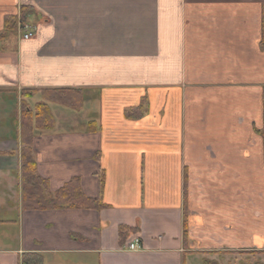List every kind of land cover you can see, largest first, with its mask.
<instances>
[{
  "label": "crops",
  "instance_id": "crops-1",
  "mask_svg": "<svg viewBox=\"0 0 264 264\" xmlns=\"http://www.w3.org/2000/svg\"><path fill=\"white\" fill-rule=\"evenodd\" d=\"M22 102L52 116L48 196L76 182L99 209L22 201ZM257 218L264 0H0V264H264Z\"/></svg>",
  "mask_w": 264,
  "mask_h": 264
},
{
  "label": "trees",
  "instance_id": "trees-1",
  "mask_svg": "<svg viewBox=\"0 0 264 264\" xmlns=\"http://www.w3.org/2000/svg\"><path fill=\"white\" fill-rule=\"evenodd\" d=\"M23 15L21 8L20 17L23 18ZM10 24L16 27L15 23ZM20 115L21 144L27 149L21 156L22 201L28 206L32 205L33 209H99V202L86 198L76 182H69L53 196H48V183L36 174L35 163L31 159V141L33 130L50 126L52 116L44 103L30 108L25 102L20 106Z\"/></svg>",
  "mask_w": 264,
  "mask_h": 264
},
{
  "label": "rangeland",
  "instance_id": "rangeland-1",
  "mask_svg": "<svg viewBox=\"0 0 264 264\" xmlns=\"http://www.w3.org/2000/svg\"><path fill=\"white\" fill-rule=\"evenodd\" d=\"M23 23L21 24H17V31L19 32V34L21 35L20 31H19V27L20 25H22ZM12 30V29H11ZM22 37V36H21ZM71 124L65 122V121H62L60 120L58 122V128L61 129V130H67L69 129ZM22 146V144H21ZM24 150H27L26 147H21V156L22 154L24 153ZM31 159L34 161L33 159V155H32V151H31ZM35 163V162H34ZM241 226L242 227H248L250 224L253 225V226H260V227H264V218L263 219H259L257 218L256 220H248V219H242L241 221ZM243 229V228H242ZM240 240H241V245H242V248L243 247H247L250 245L251 242L253 243H262L264 242V235H250V234H241L240 235ZM241 255H240V259L242 260V263L245 261L246 264H247V260H259V258H263V256H260L259 254L261 252H255V251H241L240 252ZM264 253V252H263ZM213 258V257H212ZM211 258V259H212ZM217 259H221L222 257L221 256H217L216 257ZM216 258H213V259H216ZM205 259V258H203ZM210 259V258H208ZM24 263V262H23Z\"/></svg>",
  "mask_w": 264,
  "mask_h": 264
},
{
  "label": "built area",
  "instance_id": "built-area-1",
  "mask_svg": "<svg viewBox=\"0 0 264 264\" xmlns=\"http://www.w3.org/2000/svg\"><path fill=\"white\" fill-rule=\"evenodd\" d=\"M19 31L21 33L23 40H29L34 35V28L27 24H22L19 26ZM128 249L131 251H136L139 249V242L138 240H134L132 243L128 245Z\"/></svg>",
  "mask_w": 264,
  "mask_h": 264
}]
</instances>
